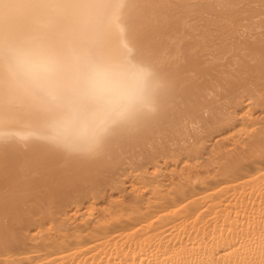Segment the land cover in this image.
<instances>
[{
  "label": "bare ground",
  "instance_id": "6f19581e",
  "mask_svg": "<svg viewBox=\"0 0 264 264\" xmlns=\"http://www.w3.org/2000/svg\"><path fill=\"white\" fill-rule=\"evenodd\" d=\"M237 212L264 264V0H0V264H148Z\"/></svg>",
  "mask_w": 264,
  "mask_h": 264
},
{
  "label": "snow or ice",
  "instance_id": "6c2138e0",
  "mask_svg": "<svg viewBox=\"0 0 264 264\" xmlns=\"http://www.w3.org/2000/svg\"><path fill=\"white\" fill-rule=\"evenodd\" d=\"M149 171L151 172L153 169L149 168ZM108 199V194L105 191L104 200L85 201V207L88 208V211L86 215L81 217V219L86 220L91 218L94 221V225L89 224V228L93 229L88 233L91 237L100 238L101 233L111 234L113 231L120 230L117 224L121 219L120 213L122 212V202L118 200L117 191H113L111 194V199L113 201L111 211L106 210L105 214L97 212V209H100L101 205L105 206V202ZM181 209L185 210V215L189 217L192 215L195 216V222L193 223L194 230H196V225L204 219L205 215L210 216L208 210L203 207L190 213L188 211V205L183 202L179 204V209L174 208L173 211H180ZM201 210H203V212ZM160 213L165 216L169 215L167 211H162ZM239 215L240 213L237 212V219L234 220L232 215L228 213L225 217V224L223 226L217 225L220 231L219 237L215 235L216 229H213L211 247H209V239L206 230L203 239H200L198 231L196 240H193L192 237L189 236L188 243L191 244V249H189L188 245H186L182 239H179L178 244H172L171 239H169L167 241V247H165V240L157 236L154 241L149 243L147 248L141 245V250L135 254L138 259L140 257L146 258L148 264H236L234 257L242 256L248 247V238L244 235V229L240 226V221L238 219ZM159 218L160 217L157 216V219ZM122 227L125 230L132 229V232H127L129 236H133V233L139 232V229L136 228V223L122 225ZM208 227H211V225ZM173 231L175 232V229ZM182 231L187 232V229L184 228ZM225 231L228 233L227 236L224 235ZM29 235L34 239H38L42 234L35 230H29ZM168 235L171 236L172 234ZM156 242L159 243L163 252H160V249L152 246ZM17 243H19L18 240ZM83 244H91V240H83L80 245L70 243L66 248H62L61 250L67 252L70 248L82 247ZM197 245H199V248H197ZM92 251L95 252V247L92 248ZM149 252L152 253L151 256L147 255ZM82 254L84 256L88 255L87 252H83ZM117 255H119V253H117ZM159 255H164L165 259L160 260ZM153 257H155V259H153ZM9 259L12 261V264H15V257H9ZM77 259H79V257H77ZM84 264H87L86 260L84 261ZM93 264H95V261H93ZM121 264H125V262L121 261ZM131 264H136V260H132ZM140 264H144L143 259L140 260Z\"/></svg>",
  "mask_w": 264,
  "mask_h": 264
},
{
  "label": "rangeland",
  "instance_id": "374dc122",
  "mask_svg": "<svg viewBox=\"0 0 264 264\" xmlns=\"http://www.w3.org/2000/svg\"><path fill=\"white\" fill-rule=\"evenodd\" d=\"M190 2H191V1H190ZM192 2H193V1H192ZM197 3H198L197 1H194L193 3H190V5L193 6V7H196V8H197V7H201V6H203V4H205V3H202V4H201V3H198V4H197ZM196 4H197V5H196ZM199 4H200V6H199Z\"/></svg>",
  "mask_w": 264,
  "mask_h": 264
}]
</instances>
